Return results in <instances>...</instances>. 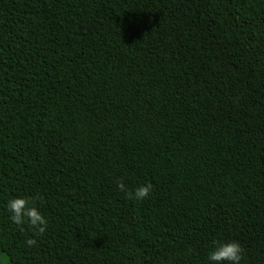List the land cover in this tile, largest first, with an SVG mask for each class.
<instances>
[{"label":"trees","instance_id":"obj_1","mask_svg":"<svg viewBox=\"0 0 264 264\" xmlns=\"http://www.w3.org/2000/svg\"><path fill=\"white\" fill-rule=\"evenodd\" d=\"M37 193L43 236L7 210ZM232 240L264 264V0H0L6 264H211Z\"/></svg>","mask_w":264,"mask_h":264},{"label":"clouds","instance_id":"obj_2","mask_svg":"<svg viewBox=\"0 0 264 264\" xmlns=\"http://www.w3.org/2000/svg\"><path fill=\"white\" fill-rule=\"evenodd\" d=\"M117 185L122 192H126L129 199L142 201L148 198L152 192V184L140 185L134 191L128 190L123 180H118ZM43 198L37 193L35 196L14 197L7 202V210L11 213L10 220L21 228L28 226L35 234L43 236L48 228V220L40 211L38 202ZM28 247L35 246L37 240L29 238L26 240ZM214 247L208 254V260L211 264H241L244 249L238 241L227 242L214 241Z\"/></svg>","mask_w":264,"mask_h":264},{"label":"rangeland","instance_id":"obj_3","mask_svg":"<svg viewBox=\"0 0 264 264\" xmlns=\"http://www.w3.org/2000/svg\"><path fill=\"white\" fill-rule=\"evenodd\" d=\"M6 259L3 257V255L0 253V264H6Z\"/></svg>","mask_w":264,"mask_h":264}]
</instances>
